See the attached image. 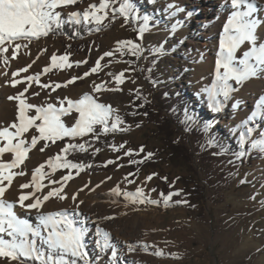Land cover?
Returning a JSON list of instances; mask_svg holds the SVG:
<instances>
[{"label": "rangeland", "instance_id": "rangeland-1", "mask_svg": "<svg viewBox=\"0 0 264 264\" xmlns=\"http://www.w3.org/2000/svg\"><path fill=\"white\" fill-rule=\"evenodd\" d=\"M190 1L158 0V3L153 6L147 0H135L142 14L153 17L151 30L144 37V46H159L167 38V43L164 44L165 54L161 57L160 72L163 82L171 83L170 93L173 91L175 94L168 101L163 113L168 116L178 114L185 117V113L188 114V109L181 101L182 94L185 93L190 99L188 105L190 110L197 114L193 117L195 121L200 118L198 122L203 120L207 123L211 132L216 131L220 135L222 142H230L231 139L236 142L231 143L232 150L225 155L214 156L212 153L218 152L217 148H202V145L208 140L207 137L196 138L191 133L177 130L176 137H179L184 147L193 154L191 163L187 164L182 160L175 161L171 158L166 149L164 134L159 131L158 123L155 120L141 117L136 121L125 122V127L130 126L129 131L123 134L116 133L115 143L126 142L127 146L132 149H138L143 145L146 152H157L159 155L158 165L144 167L136 177V183L129 185L121 183L124 176L131 173L128 158L125 157L119 161L124 167L117 168L115 165H110L106 170L80 174L69 182L65 189L69 199L63 201L53 199L44 206L46 212L72 209L74 207L71 200L72 194L78 189H84L79 192L77 199V202L84 201L80 205V215L77 220L86 219V226L89 229L86 242L93 264H109V260L107 255H100L97 260V225L92 222L93 217L88 215L83 208L87 204V200L92 198L103 200L105 203L104 216L115 217L110 221L104 220L101 227L110 233L111 241L124 253L120 257L122 264H133L134 260L126 252L124 243L121 241L122 234L119 237L116 227L118 222L128 223L130 227L140 226L137 230H141L143 242L137 241L136 243L147 244L149 247L147 252L140 248L137 249H140V252L148 257L147 264H264V154L258 150L249 149L250 158L248 157L242 162L229 163V161L235 160L233 153L238 150L239 132L244 131L246 127H254L257 131L253 133V138H260V132L264 131L263 122H258L255 125L248 119L253 112V104L258 101V95L264 90V79L251 78L242 86H238V90L232 93L230 100L224 101L222 96L218 97L217 99L222 104V111L220 113L212 111L207 93L203 89L211 87L215 82L217 56L215 55L211 63L208 64L204 52L190 40V26L186 15L179 13L175 20H172L168 13L163 11L169 2H175L187 11ZM95 2L98 0H82V3H78L67 11L83 10L88 4ZM177 20L183 26L175 32V35H172L170 33L171 24ZM122 23L121 20H117L101 32H91L80 40L69 39L68 35L41 38L39 41H33L28 49L21 48L17 59L12 60L10 66L6 67L0 61V117H8L11 113L17 112V102L13 100L12 103L8 98L15 95L23 85H19L17 88L11 87L9 81L13 78V72L35 61L28 73L34 75L50 63L51 55H62L67 52L70 53L71 61L87 60V64L80 67L73 65V68L66 70H53L49 75H42L41 81L62 83L72 76H80L90 69L105 51L115 52L118 41L133 37V24L122 26ZM105 24L107 25L108 22L105 21ZM181 40L184 41L183 44L179 43ZM75 45H80V48L74 49ZM246 48L247 46L242 48L237 56L239 57ZM37 57L39 59H36ZM201 57L203 58L202 62L191 63L193 59L200 60ZM109 60L110 63H107ZM124 61H126L124 56L116 53L114 57L106 58L101 62L102 65H107L103 71L83 80H77L67 88L61 87L56 92L46 94L47 90L41 91L38 85H34L30 92L40 91L41 94L29 96V101L40 105L52 102L50 97L66 96L73 100L79 99L85 93L92 91L93 82L99 84L102 81H110L106 75L107 72L118 74L129 69L130 64ZM147 62L148 60H141L138 65H131L136 70L127 73L131 79L122 85L123 91L102 92L99 94L100 102L111 104L119 110V114L123 117L127 107L133 101L131 90L142 89L153 105L160 108L155 94L161 88L164 94L165 87L161 86L160 82L156 85L151 83L145 70ZM185 68L194 70L185 72ZM3 73H7V75ZM232 83L234 84V82ZM110 86L116 85L113 82L110 83ZM184 87L185 91H180ZM64 119L71 126L73 121L68 117ZM137 124L140 127H136ZM174 127L176 128V126ZM62 144L58 142L44 154L39 152V146L32 150L29 154L30 158L26 161L28 173L39 165L37 164L38 158L40 160L47 155V159L54 155ZM117 155H122V153H115L110 149L100 150L98 164L104 165L108 159H116ZM153 172L158 173L159 177L167 176L171 183L156 177L146 186L142 185L141 181ZM63 174L65 173L56 172V179ZM107 176H112V179L106 180ZM176 177H180V179L177 181ZM102 180L105 182L99 188L94 191L90 190ZM241 180L246 182L241 183ZM45 183L47 182L45 181ZM118 183L122 191H135L137 186H144L146 194L152 199L160 200V204H129L122 195L115 196L110 193V190ZM86 184H88L87 188L84 187ZM152 188L157 191H150ZM196 189H199L200 195L195 193ZM44 191L47 192L48 189L45 188ZM177 191L180 194L174 195L168 206H165L160 193L167 195ZM17 195L18 192L11 190L7 193L6 198L14 200ZM253 196L255 199L252 198ZM114 197L116 199H111ZM176 201H187V203L177 204ZM17 209L21 217L35 222L34 213L31 216H25L23 210ZM158 251H163L165 255H156L155 253ZM0 264H6V262L0 260Z\"/></svg>", "mask_w": 264, "mask_h": 264}, {"label": "snow or ice", "instance_id": "snow-or-ice-1", "mask_svg": "<svg viewBox=\"0 0 264 264\" xmlns=\"http://www.w3.org/2000/svg\"><path fill=\"white\" fill-rule=\"evenodd\" d=\"M150 2L155 6L158 0H150ZM78 3H82V0H0V61L6 67L10 66L12 60L17 59L21 48L28 49L33 41L46 38L49 34L66 35L63 33L66 25L73 29V36H69V39L79 36L82 30L99 33L117 20L123 22L122 26L133 24V31L137 33L135 39L118 41L115 52L105 51L82 75L72 76L62 83L42 82L41 76L49 75L53 70L71 69L73 65L80 67L87 64V60L71 61L70 53L67 52L62 55L53 54L50 63L34 75L28 73L35 61L12 73L13 78L9 81L11 87L17 88L19 85L23 87L19 88L14 96L8 98L17 102L16 119L8 126H0V260L6 264H93L86 242L89 235L86 219L77 220L80 215V205L84 203L83 200L77 202V199L79 192L84 189H78L72 194L71 200L74 203L72 209L46 212L44 206L53 199L61 201L69 199L65 191L69 182L94 166L91 163L75 162L69 159L70 155L88 153L90 148L94 149L93 154L98 153L100 149L95 148L93 142H98L101 137L106 138L109 135L114 137L116 133L123 134L129 131L130 126L125 127V120L119 114V110L111 104L100 102L99 94L106 91L122 92V85L131 79L127 73L136 70L131 65H138L141 60L147 61L151 58L154 67L158 58L165 54L164 44L167 43V38L159 46H144V37L151 30L153 17L142 14L135 0H98L88 4L83 10L67 11ZM230 3L233 11L227 18V23L223 27V36L219 41V51L215 60V82L211 87L203 89L215 113L222 111L218 97L222 96L224 101L230 100L232 93L238 90V86L264 72V42H260L257 34L264 21L253 18L258 12L256 0H230ZM163 11H166L172 20H175L179 13H184L189 19L192 16L191 12L182 9L175 2L167 3ZM105 21L108 22L107 25ZM182 26L177 20L171 24L170 33L175 35ZM179 43L183 44L184 41L181 40ZM246 45L247 48L238 57L237 53ZM116 53L133 58L131 61H124L130 64V68L118 74L107 72L110 81H102L99 84L93 82L90 93H85L76 100L66 96L50 97L52 102L40 105L29 101V96L41 94L40 91L30 92L34 85H38L41 91L47 90L46 94L56 92L61 87L67 88L77 80H83L103 71L107 65H102L101 62L106 58L114 57ZM202 59V57L200 60L193 59L191 63L202 62ZM107 63H110V60ZM192 70L194 69H184L185 72ZM147 71L151 83L156 85L158 81L151 79L150 76L153 68L150 67ZM3 74L7 75V73ZM113 82L116 86H110ZM131 92L134 95L132 102L134 110L130 114L146 116V112L138 111L139 108L144 107V104L135 103L145 99L142 90L133 89ZM255 107L257 111L252 113L249 120H255L258 116L264 117V99H261ZM65 117L73 121L71 126L65 122ZM184 123L187 125L186 131H191L195 119L186 112ZM136 127L140 125L137 124ZM204 131H210V126L205 125ZM255 131L257 129L254 127H246L244 131L239 132L238 150L233 153L235 160L229 163L242 162L248 158L249 149L264 154V131L260 132V138H253ZM58 142H63L60 149L31 171L28 182L18 185V195L14 200L7 199V193L13 183L18 178L29 175L26 161L30 158V152L39 146V152L44 153ZM110 147L113 152L122 155H117L116 159H108L103 167L108 165L124 167L119 161L125 157L128 158L129 166H138L154 157V153L146 152L143 145L138 149H132L125 142L112 143ZM210 147L220 149L212 153L214 156L225 155L228 151L225 146L219 145L215 137L209 138L202 145L205 149ZM59 170L66 172L58 179L53 178ZM136 176L135 172L128 173L121 183L134 184ZM156 177H159V174L153 172L147 175L141 184L146 186ZM159 178L169 182L167 176ZM111 179L112 176L106 177V180ZM179 179L180 177H176L177 181ZM104 182L102 180L90 190L94 191ZM245 182L241 180V183ZM144 186H137L135 191H122L118 183L110 193L115 196L122 195L132 205L160 204V200L152 199L146 194ZM84 187L87 188L88 184ZM45 188L48 189L47 192L44 191ZM150 191L157 190L152 188ZM179 194L180 192L177 191L167 195L160 193V196L163 197L164 205L168 206L172 197ZM252 198L255 199L254 196ZM176 203L186 204L187 201H176ZM17 208L23 210L25 216L34 213L35 222L21 217L16 211ZM100 219L110 221L115 217L104 216ZM96 237L97 260L100 255H107L109 264H122L120 257L124 253L111 241L110 233L97 226ZM148 247L147 244L125 243L128 254L136 252L137 248L147 252ZM155 254L165 255L163 251Z\"/></svg>", "mask_w": 264, "mask_h": 264}, {"label": "trees", "instance_id": "trees-1", "mask_svg": "<svg viewBox=\"0 0 264 264\" xmlns=\"http://www.w3.org/2000/svg\"><path fill=\"white\" fill-rule=\"evenodd\" d=\"M147 1H148V3H151L150 0H147ZM63 33H66V35H68V36H73V29L70 26L66 25L63 29ZM88 34H89V32H87L86 30H82L81 34L79 36H74L73 39L80 40ZM66 35L62 34V33L49 34V36H52V37H61V36H66ZM132 35H133V37H129V38H127V40L135 39L137 36V33L133 31ZM73 48L79 49L80 45L79 46L75 45V46H73ZM124 58L126 61H131L133 59L130 56H124ZM132 66H134V65H132ZM150 67L153 68V71L150 74L151 79L157 80L158 82L161 83V86L165 87L164 94H163L162 88L160 90H158V92L155 94V99L157 100V103H159L160 108L153 105V103L148 99L144 90L137 89V90H142V95L145 98L143 101H135L136 104H140V103L144 104V107L139 108L138 111H139V113L146 112L147 115L144 116L141 114V115H137V116H132L130 113L134 110V105H133V103H131L127 107L126 114L123 116L125 122L127 123L130 120L136 121L137 119H139L141 117H144L148 120H155L158 123L159 131H161L164 134L166 149L168 150L171 158L174 159L175 161L182 160V161L186 162L187 164H190L192 161L191 156L193 155L191 152H189L184 147V145L181 143V139L179 137H176V135L178 133L177 130H180L182 132L191 133L196 138L197 137L198 138H202V137L206 138L207 137L206 139H209L211 137H215V139L217 140L219 145L225 146L228 149V151H231L232 150L231 143H235L236 141L231 139L230 142H222L220 135L216 131L205 132L204 126L208 125V124L205 123L203 120L198 122V120L200 118L197 119L195 121V123L191 126V131H186L187 125L184 123L185 117H181L178 114L177 115L171 114L170 116H168V115H165L163 113V110L166 109V105H168V101H170L171 97L175 94V92L171 91V93H170L171 83L167 84V83L163 82L162 73L160 72V69L162 67L161 57L158 58V62L155 64L154 67L151 63V58L148 60L146 67H145L146 74L148 75L147 77H149V73H148L147 69ZM184 89H186V88L185 87L181 88L180 91H185ZM133 100H134V95H133ZM189 100L190 99L187 98V95H185V93L182 94L181 101L184 103L185 107L188 109V115L194 117L197 114L194 113L192 110H190V108L188 106ZM174 126H176V128ZM60 143H63V142H60ZM93 143H94V147L99 148L100 150H105V149L112 150L110 145L112 143H115V138L112 135H109L106 138L101 137V139L98 142H93ZM215 148H217V150H220L218 147H215ZM93 152H94V149L90 148L88 153H73L72 155L69 156V159H72L75 162L91 163L94 165L91 169H87L82 173H86V172L95 173V172H99V171L108 169L110 165H108L107 167H103L102 165L98 164V161H99L98 153L93 154ZM152 153H154V157L150 161H148L144 164L138 165V166L137 165H131L130 166L131 167V173L135 172L138 176L139 172L144 167H147V166L156 167L158 165V162H159V157H158L159 155L157 152H152ZM250 157L251 156H249V158ZM137 159H139V157H137ZM57 172L65 173L66 170H59ZM195 193H198V195H200L199 189H196Z\"/></svg>", "mask_w": 264, "mask_h": 264}, {"label": "bare ground", "instance_id": "bare-ground-1", "mask_svg": "<svg viewBox=\"0 0 264 264\" xmlns=\"http://www.w3.org/2000/svg\"><path fill=\"white\" fill-rule=\"evenodd\" d=\"M256 5L258 12L254 15L253 18H258L264 21V0H256ZM233 9L231 8L230 0H191L187 5V12H191L192 16L189 19L186 16V20L190 26V40L196 44V46L204 52V57L206 62L209 64L215 55L219 51V41L223 36V27L227 23V18L230 15ZM260 37V42H264V23L258 29L257 32ZM247 46V45H246ZM259 78L264 79V72H261L258 76ZM14 96V95H13ZM258 101L253 104V112L257 111L255 105L260 103L261 99H264V90L258 95ZM13 103L14 101L11 100ZM252 112V113H253ZM252 115V114H251ZM17 112L11 113L8 117H0V126H8L11 122L16 119ZM255 123L258 122L264 123V117L258 116L255 120H251ZM46 153V152H44ZM42 153V154H44ZM52 153V151H51ZM50 154V153H49ZM47 156V155H46ZM46 156L44 158H38L37 164L44 163L46 161ZM8 159V157H5ZM34 162V161H33ZM31 173V172H30ZM18 178L12 185V188L9 190L19 191L18 185L20 183L28 182L31 175ZM53 178H56L55 176ZM47 182V181H46ZM95 197V196H94ZM111 199H116L111 198ZM105 203L103 200L92 198L87 200V204L83 206L86 213L93 217L92 222L96 223L97 226H102L104 220L100 218L104 216L103 207ZM18 213V209H16ZM117 232L120 235L122 234V242L124 243H142L141 230H137L140 226L133 225L130 227L128 223L116 224ZM131 230H130V228ZM138 231V232H137ZM132 259L136 264H147L148 257L143 255L140 252V249L134 253L130 254Z\"/></svg>", "mask_w": 264, "mask_h": 264}]
</instances>
